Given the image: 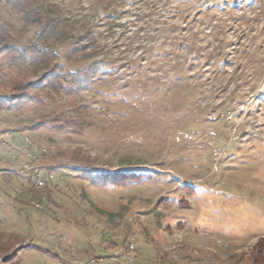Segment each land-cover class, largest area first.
<instances>
[{
    "label": "rangeland",
    "instance_id": "rangeland-1",
    "mask_svg": "<svg viewBox=\"0 0 264 264\" xmlns=\"http://www.w3.org/2000/svg\"><path fill=\"white\" fill-rule=\"evenodd\" d=\"M56 1L93 26L102 68L89 89L0 108V264H252L264 237V0ZM11 2L0 0L5 39L23 48L41 28ZM77 42L58 46L64 70L79 65L66 56ZM2 48L0 92L43 76L10 73ZM178 55L190 72L170 77ZM79 106L93 124L59 128Z\"/></svg>",
    "mask_w": 264,
    "mask_h": 264
},
{
    "label": "trees",
    "instance_id": "trees-1",
    "mask_svg": "<svg viewBox=\"0 0 264 264\" xmlns=\"http://www.w3.org/2000/svg\"><path fill=\"white\" fill-rule=\"evenodd\" d=\"M202 1L205 3L206 0ZM11 5L26 26L38 25L41 29L35 34L36 40L30 42L26 47L10 44L6 42L5 37L9 36L12 23L0 11V43L2 42L1 44L4 45L2 51L9 55V72L17 71L20 74H29L44 71V74L37 81L20 83L12 86L11 90L0 92V108L18 111L25 109L29 102L46 103L47 96L55 98L58 94H74L80 90L89 89L102 68L101 61L97 57L104 49L93 26L86 20L69 21L64 8L56 0H12ZM204 8L205 6H203ZM117 17V13H109L107 18L111 26V21ZM178 26L176 25L174 28ZM71 33L78 35V42L69 49L66 56L69 61L79 65L74 69L64 70L58 63V46L67 41ZM174 44L183 46L182 42L175 41ZM153 51H156V54H161V52H157V48L153 47ZM164 53L170 55L171 51H164ZM139 61L140 59L135 60L129 64V67L133 69V64ZM225 62L226 60L223 59L221 64ZM191 65L193 66V63ZM189 67L190 64H187L186 59L178 55V59L172 65L174 73L167 70L166 74L170 77L177 73L185 76V72H190ZM3 74L8 75L7 72H3ZM191 85L198 89L195 84ZM88 124H93L91 112L87 107L79 106L70 118H60L58 125L61 129L66 128L81 133ZM120 177L124 181H129L135 176L126 173ZM90 178L98 182L106 181L101 176H91ZM255 249L257 255L253 258L250 257L252 264H264V237L257 241Z\"/></svg>",
    "mask_w": 264,
    "mask_h": 264
},
{
    "label": "built area",
    "instance_id": "built-area-1",
    "mask_svg": "<svg viewBox=\"0 0 264 264\" xmlns=\"http://www.w3.org/2000/svg\"><path fill=\"white\" fill-rule=\"evenodd\" d=\"M133 259H124V260H121V262L119 264H130V261H132Z\"/></svg>",
    "mask_w": 264,
    "mask_h": 264
}]
</instances>
